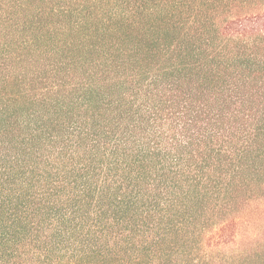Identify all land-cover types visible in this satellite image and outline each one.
<instances>
[{
	"label": "trees",
	"instance_id": "obj_1",
	"mask_svg": "<svg viewBox=\"0 0 264 264\" xmlns=\"http://www.w3.org/2000/svg\"><path fill=\"white\" fill-rule=\"evenodd\" d=\"M0 264H264V0H0Z\"/></svg>",
	"mask_w": 264,
	"mask_h": 264
}]
</instances>
